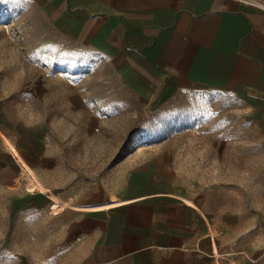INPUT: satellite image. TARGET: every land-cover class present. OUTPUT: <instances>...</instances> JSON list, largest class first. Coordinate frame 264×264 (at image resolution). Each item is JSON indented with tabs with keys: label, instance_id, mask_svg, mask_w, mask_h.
<instances>
[{
	"label": "rangeland",
	"instance_id": "obj_1",
	"mask_svg": "<svg viewBox=\"0 0 264 264\" xmlns=\"http://www.w3.org/2000/svg\"><path fill=\"white\" fill-rule=\"evenodd\" d=\"M0 132L34 165L47 153L35 176L67 202L1 174L0 264H97L76 206L139 172L210 213L198 264H264V136L232 95L151 109L30 0H0Z\"/></svg>",
	"mask_w": 264,
	"mask_h": 264
},
{
	"label": "crops",
	"instance_id": "obj_2",
	"mask_svg": "<svg viewBox=\"0 0 264 264\" xmlns=\"http://www.w3.org/2000/svg\"><path fill=\"white\" fill-rule=\"evenodd\" d=\"M30 1L60 33L101 54L140 103L158 109L195 91L230 94L264 136V0ZM0 144L2 181L29 178ZM16 150L33 171L48 168L47 153L34 165ZM123 177L82 205L76 222L96 263L198 264L210 213L148 172Z\"/></svg>",
	"mask_w": 264,
	"mask_h": 264
},
{
	"label": "bare ground",
	"instance_id": "obj_3",
	"mask_svg": "<svg viewBox=\"0 0 264 264\" xmlns=\"http://www.w3.org/2000/svg\"><path fill=\"white\" fill-rule=\"evenodd\" d=\"M0 136L2 137V139L4 140V142H5V144L7 145V149H9L10 150V152H12L15 156H16V159L18 160V162L23 166V168H24V170H25V172H27V174H28V176H29V178H30V185L32 186V187H34V188H37V189H40L42 192H44V193H48V194H50L51 195V193H49V191L38 181V179L36 178V176H35V173H34V171L31 169V168H29L28 166H27V164H25V162L20 158V156L18 155V153H17V150H16V148H15V146H13V144L10 142V140L3 134V133H1L0 132ZM12 154V155H13ZM53 198H54V200L56 201V202H63V203H66L67 204V202L66 201H62V200H59V199H57L56 197H54L53 195H51ZM51 197V198H52ZM52 198V199H53ZM114 201H116V200H114ZM69 205V204H68ZM104 205H107V203L106 204H104ZM104 205H101V206H99V207H96V208H102ZM111 205V204H110ZM77 208H80V209H88V207L87 206H82V205H77L76 206ZM215 245V244H214ZM213 245V248H214V250H216V247Z\"/></svg>",
	"mask_w": 264,
	"mask_h": 264
},
{
	"label": "built area",
	"instance_id": "obj_4",
	"mask_svg": "<svg viewBox=\"0 0 264 264\" xmlns=\"http://www.w3.org/2000/svg\"><path fill=\"white\" fill-rule=\"evenodd\" d=\"M240 2H249V0H238Z\"/></svg>",
	"mask_w": 264,
	"mask_h": 264
}]
</instances>
